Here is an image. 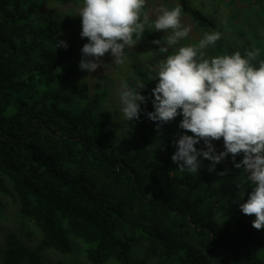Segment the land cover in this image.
Masks as SVG:
<instances>
[{"label": "trees", "instance_id": "1", "mask_svg": "<svg viewBox=\"0 0 264 264\" xmlns=\"http://www.w3.org/2000/svg\"><path fill=\"white\" fill-rule=\"evenodd\" d=\"M180 5L197 27H211L186 0ZM68 25L34 0H0V194L16 197L41 232L36 248L7 234L0 264H41L45 248L70 253L68 236L88 245L91 264H147L150 256L158 264H264V229L239 208L251 190L245 185L240 197L243 169L229 155L215 171L203 157L197 173L181 171L171 157L185 134L182 116L159 129L147 118L158 82L147 78L132 135L113 145L111 114L101 110L106 95L71 84L77 48L57 47ZM232 35L247 47L248 33ZM213 145L224 151L222 138ZM138 240L145 255L132 261Z\"/></svg>", "mask_w": 264, "mask_h": 264}, {"label": "clouds", "instance_id": "2", "mask_svg": "<svg viewBox=\"0 0 264 264\" xmlns=\"http://www.w3.org/2000/svg\"><path fill=\"white\" fill-rule=\"evenodd\" d=\"M182 12L179 5L170 9L161 6L153 19L147 0H83L78 14L80 35L88 42L81 49L79 68L94 72L103 66L101 58L109 52L114 65H124L125 50L133 48L146 29L163 31V39L152 43L168 54L151 66V80L158 78V82L151 92L154 111L147 112V118L158 122L159 129L182 116L179 128L185 134L173 141L176 151L171 157L181 171L197 173L201 167L199 157H203L211 161L208 171L212 172L231 155L234 167L246 174V180L236 185L241 198L247 190L245 185H251L247 200L239 204L240 211L255 217L253 228L264 229V59L258 60L261 49L209 56L206 50L221 39L219 31L206 32L197 43L181 45L191 31L190 26L182 24ZM57 47L67 49L68 44L57 41ZM143 88V84L130 88L124 83L119 93L120 112L127 125L140 119L141 104L146 103V97L140 94ZM221 138L224 151L217 153L213 141ZM201 141L204 147L198 150L196 145ZM241 154L242 160L236 163Z\"/></svg>", "mask_w": 264, "mask_h": 264}, {"label": "rangeland", "instance_id": "3", "mask_svg": "<svg viewBox=\"0 0 264 264\" xmlns=\"http://www.w3.org/2000/svg\"><path fill=\"white\" fill-rule=\"evenodd\" d=\"M34 1L39 4L40 12L46 14L51 11L56 19L69 22L63 31L62 39L68 44V47L77 48V53L69 64L77 71L71 84L86 83L90 93L106 95L101 104V110H106L111 114L109 126L112 132L111 143L116 145L122 139L130 137L134 130L135 120L129 121L128 125L123 120L120 112L119 93L124 83H127L128 86L131 85L130 88H134L142 84L143 78L151 80V75L154 74L151 72V66L168 54L160 52V46L153 44L152 41L162 40L166 34L163 31L146 29L142 39L133 48L125 50L127 59L124 65H114V58L109 52L101 58L103 66L88 73L79 68L82 58L81 49L88 42L87 38H82L80 35L82 25L81 17L78 14L83 0ZM186 2L193 10L210 19L211 27L208 30L200 29L189 16L182 12V24L190 26L191 31L189 36L181 41V45L197 43L206 32L219 31L221 39L215 46H210L206 50L209 56L231 54L235 51L244 54L246 50L264 46V0H186ZM177 5L181 6L180 0H147V9L153 19L156 10L161 6L170 9ZM239 30L248 33L247 47L232 35V31L238 32ZM162 46L166 47L163 42ZM171 51L170 49L169 52ZM153 81H158V78ZM7 183L11 186L9 181ZM0 199L4 204V209L0 213L1 263L3 251L6 248L5 237L7 234L14 233L25 245L36 248L41 240V232L32 222L22 217L16 197L0 194ZM68 240L71 244L70 253L62 254L54 249L45 248L40 252L41 264H91L86 259L88 245L73 236H68ZM145 249L144 242L140 240L134 242L130 251V259L134 261L144 257ZM104 264L117 263L111 259ZM147 264H158V261L150 256L147 259Z\"/></svg>", "mask_w": 264, "mask_h": 264}]
</instances>
